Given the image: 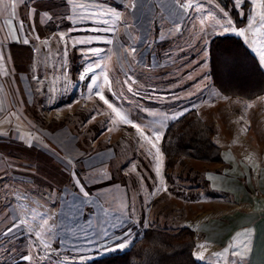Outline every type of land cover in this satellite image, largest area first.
Segmentation results:
<instances>
[{
    "label": "rangeland",
    "instance_id": "374dc122",
    "mask_svg": "<svg viewBox=\"0 0 264 264\" xmlns=\"http://www.w3.org/2000/svg\"><path fill=\"white\" fill-rule=\"evenodd\" d=\"M231 2H234L238 12L237 18H244L241 27H236L230 12L214 0H183V3L182 0H103L99 7L104 4V9L90 8L88 12H81L88 16L89 12H98L90 16L100 17V22L104 20L103 25H74L73 31L69 30L71 23L58 25L64 28L63 33L58 34V39L48 42L49 49L57 51V56L42 58L43 61L47 60L42 61L46 70L50 66L56 67L57 73L46 77L43 73L40 76L31 74L33 84L30 89L34 92V101L26 110L28 122L50 134L59 130L55 137L58 143L65 144L72 137L74 146L84 157L89 156V162L107 165V172L114 181L126 185L129 196L132 193L133 198L136 190L139 218L145 209L154 177L162 175L173 178L174 189L180 187L179 183H183L184 179L203 178L197 172L202 162L192 159H185L182 164L166 171L164 155L161 150L157 152L160 146L154 136L157 130L160 137L164 135L172 121L192 109L205 122L213 124L216 133L226 132L235 145L240 141L244 147H250L244 152L245 160L251 164L250 173L256 180L258 175L264 173V169L253 168L256 162L264 164V97L249 101L221 96L209 82L207 73L209 41L217 36L240 38L256 57L259 67L264 69V0H244L242 4L237 0ZM88 31L91 34L88 37L90 47H84L82 44L86 43L87 37L82 40L81 33ZM168 31L179 32L180 36H174L173 40L165 39ZM98 32L106 35H100L101 39L105 38L103 46L96 45ZM205 52L206 63H202L204 69L208 70L207 77L204 73L195 78L190 68L201 60ZM194 54H200V57L191 58ZM90 66L104 84L105 97L128 121L135 123L151 143L130 123L116 116L98 95L89 91L93 74L89 73L85 79H81V75ZM183 68L186 72L179 75ZM168 78L174 86L179 85L184 89L181 92L173 89L171 97L164 95ZM152 85L154 92L149 90ZM179 99L180 104L175 101ZM59 125L61 127L56 130L54 127ZM216 135L219 139L220 135ZM152 144H156V147L153 148ZM10 148L14 151V146ZM74 167L75 176L81 178L82 168L79 165ZM123 172L127 175H122ZM13 184L8 186L17 187ZM73 187L77 186L74 184ZM252 187L256 191L259 188L257 184ZM13 203L12 200L8 201L10 205ZM47 210L46 207L42 208L43 213H47ZM7 221L0 216V264H86L88 260L106 253L103 250L101 254L95 252L93 256L80 255L83 253L80 250L61 253L54 247L38 248L37 242L40 240L28 231L15 230L3 237L2 228ZM42 227L49 230L44 224ZM45 230L39 233L44 241L48 232ZM135 239L134 234L128 235L119 251L129 249ZM57 254L56 261H53ZM24 257L30 258L27 263L20 261L26 260Z\"/></svg>",
    "mask_w": 264,
    "mask_h": 264
},
{
    "label": "crops",
    "instance_id": "0c3cea01",
    "mask_svg": "<svg viewBox=\"0 0 264 264\" xmlns=\"http://www.w3.org/2000/svg\"><path fill=\"white\" fill-rule=\"evenodd\" d=\"M100 2L103 0H0V216L8 220L1 236L15 222L19 225L15 230L32 232L40 240L38 248L54 247L61 253L80 250V255L106 250L99 255L105 256L120 252L128 235L138 238L150 227L169 232L187 227L194 233L192 255L202 264H264V173L254 179L244 153L250 147L240 141L235 145L226 132L214 133L221 163L199 164L197 172L203 178L184 179L174 189L173 178L154 177L139 218L136 190L133 198L132 193L129 196L126 185L114 181L107 172V165L89 162V156L84 157L74 146L72 137L65 144L58 143L55 137L59 130L50 134L28 122L26 110L34 101L31 74L46 77L57 73L56 67L46 70L42 58L57 54L48 45L63 31L58 25L71 23L70 31L74 25H103L100 17L81 13L90 8L104 9ZM47 25L51 28L46 29ZM89 33H81L82 40L87 37L84 47H90ZM104 34L98 32L97 46L104 45L105 38L100 37ZM165 36L173 40L180 33L168 31ZM205 55L190 68L195 78L204 73L207 77L202 63H206ZM185 72L183 68L178 73ZM168 81L164 95L171 97L173 89H184L174 86L170 78ZM149 90L154 92V86ZM175 101L181 103L180 99ZM11 145L17 151H12ZM75 165L82 168L81 178L75 176ZM253 168L264 169V164L256 162ZM9 184L17 187L10 188ZM254 184L259 186L257 191ZM9 200L18 210L8 204ZM44 207L47 213H43ZM43 230L48 231L45 241L40 235ZM20 261L27 263L28 259Z\"/></svg>",
    "mask_w": 264,
    "mask_h": 264
},
{
    "label": "trees",
    "instance_id": "16d2710c",
    "mask_svg": "<svg viewBox=\"0 0 264 264\" xmlns=\"http://www.w3.org/2000/svg\"><path fill=\"white\" fill-rule=\"evenodd\" d=\"M231 1L214 0L230 12L236 27H241L244 18H237L238 12ZM209 42L210 82L219 95L249 101L264 95V69L259 67L256 57L240 38L217 36ZM214 133V125L205 122L196 110L172 121L160 142L165 170H172L185 159L221 163V149L213 140ZM194 240L193 231L187 227L176 232L150 227L131 243L129 249L99 256L87 264H202L192 255Z\"/></svg>",
    "mask_w": 264,
    "mask_h": 264
},
{
    "label": "snow or ice",
    "instance_id": "6c2138e0",
    "mask_svg": "<svg viewBox=\"0 0 264 264\" xmlns=\"http://www.w3.org/2000/svg\"><path fill=\"white\" fill-rule=\"evenodd\" d=\"M238 3H243L244 0H237ZM182 3H183V0H182ZM191 6V5H189ZM81 7H84L83 5H81ZM89 15H93V14H98L97 13H92V12H89L88 13ZM9 23L11 24V21H9ZM95 69L93 67H89L88 69H86V71L81 75V79H85L86 77H88L89 73H92L93 76L91 78V82L89 83L88 85V89L90 92H92L94 95H98L99 96V99L101 101H103L107 107L109 109L112 110L113 113H115L116 116L120 117V119L122 121H124L125 123H130L131 124V127L135 128L137 130V132L145 139V140H148L149 143H151V140L148 136H145L144 133L142 132V130L135 124V123H131L130 121H128L126 119L125 116H123L121 114V112L117 109V107L114 106L113 102H110L106 97L105 95L103 94V89H104V84L101 83V78L100 77H97L95 76ZM105 80H107V78L105 77L104 78ZM108 87L109 89L111 88V84L110 82L108 83ZM129 91H131V88H129ZM94 118V117H93ZM154 136H155V139L157 142H159L160 140V135L158 134V130L156 133H154ZM152 147L155 148L156 147V144H152ZM157 152H159V149H157ZM157 171H159V169H157ZM85 195H87V193H85ZM19 225H17L15 222H13L12 225H9L6 229H5V234H10L12 231L15 230L16 227H18ZM121 247H123L124 245H120ZM25 259H30L29 257H24Z\"/></svg>",
    "mask_w": 264,
    "mask_h": 264
}]
</instances>
